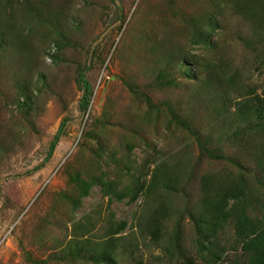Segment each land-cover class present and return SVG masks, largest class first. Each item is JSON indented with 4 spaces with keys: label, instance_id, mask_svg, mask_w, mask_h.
I'll list each match as a JSON object with an SVG mask.
<instances>
[{
    "label": "rangeland",
    "instance_id": "rangeland-1",
    "mask_svg": "<svg viewBox=\"0 0 264 264\" xmlns=\"http://www.w3.org/2000/svg\"><path fill=\"white\" fill-rule=\"evenodd\" d=\"M0 10V34L6 37L8 29L19 40L15 48L0 45V264H85L60 258L69 235L86 227L89 240L103 242L111 221L122 220L127 226L114 240L120 264H186L178 253L167 257L177 220L181 248L193 264H231L240 254L232 224L220 235L212 263L197 252L190 214L202 183L236 171L200 148L193 130L201 139L213 136L206 145L211 150L219 128L179 63L238 69L264 93L263 28L236 13L229 0H0ZM209 10L220 25L206 47L193 41L192 22ZM80 72L93 90L85 111L79 108ZM21 87L30 100L19 94ZM168 105L185 124L172 119ZM239 150L223 147L229 156L239 157ZM157 167L171 189L110 201L94 184L72 211L78 178L105 176L119 192L135 178L147 183ZM255 195L248 213L258 219L264 197L260 189ZM145 202L149 215L157 206L166 212L154 237L137 226Z\"/></svg>",
    "mask_w": 264,
    "mask_h": 264
},
{
    "label": "trees",
    "instance_id": "trees-1",
    "mask_svg": "<svg viewBox=\"0 0 264 264\" xmlns=\"http://www.w3.org/2000/svg\"><path fill=\"white\" fill-rule=\"evenodd\" d=\"M229 4L236 13L244 18L251 17L264 30V0H229ZM2 12L0 10V15ZM219 25L215 11L204 12L200 21L192 22L193 41L201 42L206 47L210 46L211 36ZM0 26L5 27V24L1 23V18ZM5 32L6 37L0 34V45L5 41L15 48V43L19 40L11 36L8 29ZM260 42L263 45L264 56V37ZM179 69L183 76L194 81L198 95L203 96L208 117L219 128L218 145L211 150L206 145L210 140L214 143L213 136H203L205 138L202 140L201 134H198L196 129L193 130L200 148L211 158L228 162L236 171L234 175L223 178L209 175L202 183L203 194L196 211L190 214V219L194 223L198 255L203 261L212 263L214 258L218 257L215 251L219 247L220 235L232 224L240 254L231 264H264V212L258 219L248 213L258 189L264 197V93H257L256 89L247 82L249 78L238 69L217 70L210 61H183L179 63ZM41 78L44 79L43 74ZM77 83L81 91L79 108L85 111L91 102L92 86L82 72L77 75ZM28 93L27 89L20 88L19 94L24 96L26 101L30 100ZM146 102L150 103L148 99ZM167 109L173 120L185 124V121L179 119L173 107L168 105ZM62 133L61 126L50 142L47 157L54 151ZM225 144L229 147H240L239 151L242 154L239 157L225 154L223 151ZM161 174V170L157 167L147 183L135 178L129 187L119 192L116 182L106 179L105 176H96L93 180L78 178L81 192L78 203L75 200L72 206V211L81 205L82 198L90 195V189L94 184L101 186L103 195L108 196L110 201L112 197L122 199V196H129L132 202L140 193H144L148 198L152 192L157 193L158 189H171L172 183L161 180ZM259 205L264 211V198ZM145 211L146 202L137 219L138 229L142 234L154 237L161 231L164 223L163 214L166 212H163L164 208L161 206L154 208L150 215ZM176 222L171 245L166 250L169 253L167 257L178 253L186 264H193V260L181 248V223L179 220ZM126 226L127 222L124 220L118 223L111 221L107 232L110 239L103 242L89 240L87 230H84L86 227L77 228V232L69 235L68 244L63 245L59 250L60 258L65 261L67 258L80 259L85 261V264H120L114 240L115 235L124 231Z\"/></svg>",
    "mask_w": 264,
    "mask_h": 264
}]
</instances>
